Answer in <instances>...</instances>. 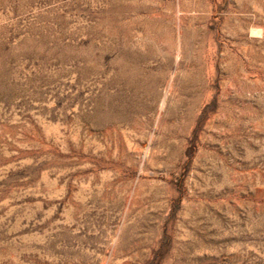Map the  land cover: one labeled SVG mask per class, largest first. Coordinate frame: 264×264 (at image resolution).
I'll use <instances>...</instances> for the list:
<instances>
[{
	"label": "rangeland",
	"instance_id": "rangeland-1",
	"mask_svg": "<svg viewBox=\"0 0 264 264\" xmlns=\"http://www.w3.org/2000/svg\"><path fill=\"white\" fill-rule=\"evenodd\" d=\"M0 264H264V0H0Z\"/></svg>",
	"mask_w": 264,
	"mask_h": 264
}]
</instances>
